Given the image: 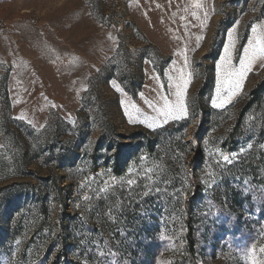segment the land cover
I'll return each instance as SVG.
<instances>
[{
	"label": "rangeland",
	"instance_id": "obj_1",
	"mask_svg": "<svg viewBox=\"0 0 264 264\" xmlns=\"http://www.w3.org/2000/svg\"><path fill=\"white\" fill-rule=\"evenodd\" d=\"M187 219L264 264V0H0V264H181Z\"/></svg>",
	"mask_w": 264,
	"mask_h": 264
},
{
	"label": "trees",
	"instance_id": "obj_2",
	"mask_svg": "<svg viewBox=\"0 0 264 264\" xmlns=\"http://www.w3.org/2000/svg\"><path fill=\"white\" fill-rule=\"evenodd\" d=\"M260 91H261V85L258 86L252 92V94H251L252 100L259 99ZM244 111H245V109H243L241 111L239 119H238L239 121L241 120L242 116L244 115ZM200 118H202L201 115H199V119ZM106 124H108V123H106ZM197 126L198 127L196 129V132L193 134V138L191 140L193 148H194V156L189 163L191 175L193 174V171L195 169L198 158L201 156V147L198 143V138H199L201 130H202L201 122ZM230 140L232 142H235V130L232 133ZM114 143L115 142H112V144H114ZM117 173L120 174L119 172H117ZM242 177H244V175H242ZM194 199H195V196H193L187 204L186 210L188 213H191V211H192V208H193L192 204H193ZM219 208H220L219 206H215L214 210L216 211ZM233 225L236 228V231L237 230L239 231L240 220L236 219L234 221ZM224 230L226 231L227 229H224ZM198 253H199V250H198V240H197L196 229L194 226H192L191 221L189 219H187V233L184 236V258L182 259L181 264H198ZM65 258H66V256H64L63 253H62V255L57 254L56 258L53 260V264H67ZM70 264H72V263L70 262ZM75 264H79V263H75Z\"/></svg>",
	"mask_w": 264,
	"mask_h": 264
}]
</instances>
